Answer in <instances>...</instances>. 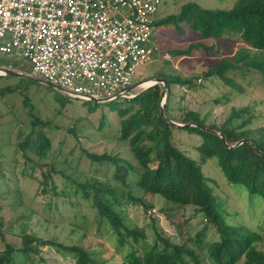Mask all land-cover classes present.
I'll return each mask as SVG.
<instances>
[{
	"label": "rangeland",
	"instance_id": "1",
	"mask_svg": "<svg viewBox=\"0 0 264 264\" xmlns=\"http://www.w3.org/2000/svg\"><path fill=\"white\" fill-rule=\"evenodd\" d=\"M187 0H162L156 17L176 12ZM207 8H230L235 0H192ZM156 51L152 59L136 68L129 94L146 88L139 81L161 77V74L179 75L182 78L200 76L208 67L220 60L234 61V53L242 47L249 48L248 60H260L264 52L256 50L238 37L222 36L217 39L203 38L186 29L179 34L173 25L153 27ZM188 55L175 56L173 49L185 48L190 44ZM0 68L19 71L24 76L0 75V203L3 208V233L6 240L17 244L21 232L34 233L44 238H55L64 243L79 242L90 248L107 264H121L125 250L116 244L105 224H99L90 202L81 196L69 178L83 180L92 175L111 177V167L96 168L84 155L82 148L101 152L114 150L126 152L118 142V116L109 111L106 100L93 110L92 100L86 101L66 95L58 88L50 90L43 83L29 78L30 64L22 58L0 55ZM241 90L234 88L216 76L193 78L194 88L186 85H171L168 113L179 122L184 110L198 111L204 122H220L231 107L249 104L256 114L254 125H264V83L259 73L249 67H238L227 72ZM54 91L64 96L67 103L61 105ZM130 96V97H131ZM123 97H118L121 102ZM127 98V97H126ZM32 105L33 113L44 125L36 126L49 138L45 155L39 157L32 148L36 132H32L28 145L20 148L18 143L31 131V119L24 100ZM216 99L218 101H216ZM101 113L105 123L99 127ZM181 123V122H179ZM72 128V130H70ZM174 142L185 154L197 159L196 145L200 137L195 133L174 129ZM53 166V178L57 194L37 193V181L41 170ZM32 167V168H31ZM202 170L213 181L209 184L222 202L225 219L229 224H244L258 231L261 239L257 247L264 251V199L249 194L242 184L229 183L223 176L215 157L208 159ZM33 172V174H32ZM32 174V175H31ZM68 177V178H67ZM135 195L151 204L149 211L136 201L123 205L127 223L143 228L148 238L152 237L153 226L175 241L188 240L203 228L201 214H193L191 207L166 202L159 195L143 194L136 189ZM173 220L180 227L176 228ZM180 230V232H179ZM211 227L206 228L204 241L215 238ZM4 243L0 241V248ZM202 247L199 252L205 251ZM24 264H74L69 254H62L49 245L40 247L34 261ZM237 264H242L238 262Z\"/></svg>",
	"mask_w": 264,
	"mask_h": 264
},
{
	"label": "trees",
	"instance_id": "2",
	"mask_svg": "<svg viewBox=\"0 0 264 264\" xmlns=\"http://www.w3.org/2000/svg\"><path fill=\"white\" fill-rule=\"evenodd\" d=\"M156 25H173L179 34L188 29L203 38L234 36L264 52V0H235L230 8H207L187 0L176 12L162 17L155 15L152 26ZM197 45L200 44H190L171 52L175 56L188 55L191 48ZM248 57L249 48L242 47L234 53V61L220 60L202 71L200 76L182 78L179 75L161 74L166 85L162 111L161 82L131 97H123L121 102L118 97L106 100L109 111L118 116V142L125 146L126 152H96L82 148L88 161L96 168L111 167V177L92 175L83 180L69 179L81 196L90 202L99 224H105L116 244L125 250L121 255V264H264V251L257 247L261 234L244 224H229L226 221L222 202L209 184L213 179L205 176L202 170V165L215 157L229 183L242 184L249 194L264 199V125H254L257 116L252 107L249 104L231 107L218 123L206 124L198 111L192 109L184 110L178 121L195 125L176 126L167 120H175L168 113L172 84L194 88L193 78L216 76L241 90L227 76L230 69L238 67L256 70L264 83V57L260 60H248ZM54 95L61 105L67 103L68 100L56 91ZM24 104L32 117L31 131L18 146L25 148L32 132H36L32 148L39 157H43L49 147V138L40 128L36 130L35 127L46 122H42L33 113L27 99ZM101 105V102H95L87 109L93 110ZM104 119L105 114L101 113L99 127L104 125ZM174 129L195 133L200 137L196 145L197 159L178 148L174 142ZM53 172L55 170L50 165L49 169L41 170V177L34 176L38 184L36 194L58 193ZM135 189L143 194L159 195L166 202L191 207L192 215L201 214L203 228L188 237L192 243L187 240L175 241L154 226L149 239L143 228L127 223L123 205L129 201L138 202L144 211L151 208L150 203L133 193ZM2 208L0 203V211ZM172 222L176 228L180 227L177 220ZM3 224L0 216V241L4 243L0 248V264H24L27 260L33 262L40 247L44 245L62 254H69L74 264H107L105 259L97 257L94 251L79 242L64 243L27 232L19 234V244L6 240ZM207 227L212 228L216 237L203 242ZM202 247H205V251L199 252Z\"/></svg>",
	"mask_w": 264,
	"mask_h": 264
},
{
	"label": "built area",
	"instance_id": "3",
	"mask_svg": "<svg viewBox=\"0 0 264 264\" xmlns=\"http://www.w3.org/2000/svg\"><path fill=\"white\" fill-rule=\"evenodd\" d=\"M161 1L0 0V55L24 59L70 97H130L136 68L156 51Z\"/></svg>",
	"mask_w": 264,
	"mask_h": 264
},
{
	"label": "water",
	"instance_id": "4",
	"mask_svg": "<svg viewBox=\"0 0 264 264\" xmlns=\"http://www.w3.org/2000/svg\"><path fill=\"white\" fill-rule=\"evenodd\" d=\"M2 71L3 72H0V75H3V74H10V75H17V76H24L23 73L19 72V71H15V70H12V69H4L2 68ZM29 78L33 79V80H36L40 83H43L44 85L46 86H49V87H53V88H56V86L50 82H47L45 81L44 79L42 78H39V77H35V76H32V75H27ZM153 82L149 85H147L146 87L156 83V82H161L162 83V90H161V100H160V111H162V106H163V103L165 101V97H166V85H165V81L163 78L161 77H155L153 78ZM142 82V81H139V83ZM131 86L130 85L128 87V89H131ZM89 100H92L93 102H101V101H104L106 99H103V98H90ZM170 123H172L173 125H176V126H182V127H187L189 125H195L194 123L192 122H187V123H179V122H176V121H173V120H170V119H167ZM221 135V134H220ZM222 137V135H221Z\"/></svg>",
	"mask_w": 264,
	"mask_h": 264
},
{
	"label": "bare ground",
	"instance_id": "5",
	"mask_svg": "<svg viewBox=\"0 0 264 264\" xmlns=\"http://www.w3.org/2000/svg\"><path fill=\"white\" fill-rule=\"evenodd\" d=\"M153 81H154L153 79H147V80H143L142 82H140V84L143 86H147L151 84Z\"/></svg>",
	"mask_w": 264,
	"mask_h": 264
}]
</instances>
